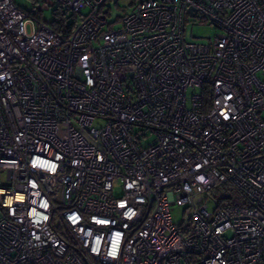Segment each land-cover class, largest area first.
Here are the masks:
<instances>
[{"label":"built area","instance_id":"built-area-1","mask_svg":"<svg viewBox=\"0 0 264 264\" xmlns=\"http://www.w3.org/2000/svg\"><path fill=\"white\" fill-rule=\"evenodd\" d=\"M108 1L0 0V264H264V0Z\"/></svg>","mask_w":264,"mask_h":264},{"label":"rangeland","instance_id":"rangeland-1","mask_svg":"<svg viewBox=\"0 0 264 264\" xmlns=\"http://www.w3.org/2000/svg\"><path fill=\"white\" fill-rule=\"evenodd\" d=\"M14 3L20 7L30 9L38 0H13ZM130 0H109L103 10H107L109 8L110 15L107 17L108 21L112 24L113 29H117L120 26V21L116 20L117 17H121L126 11L131 9V5H129ZM127 4V5H126ZM126 7V8H125ZM55 14L53 12V8H49L40 14L41 20L44 21H52L55 19ZM217 28L214 27L208 20H204L200 16H188V21L186 22L185 28V38L188 41L193 42H207L210 41L213 36L217 33ZM195 92H199L198 87H190L187 90V97H191V95ZM64 130H61V136H64ZM4 173H0V179L3 181ZM119 189L116 188L115 192H118ZM173 221L174 223H178L183 218L182 207L172 206L171 208Z\"/></svg>","mask_w":264,"mask_h":264},{"label":"trees","instance_id":"trees-1","mask_svg":"<svg viewBox=\"0 0 264 264\" xmlns=\"http://www.w3.org/2000/svg\"><path fill=\"white\" fill-rule=\"evenodd\" d=\"M57 27L59 28V26H57ZM57 27H56V28H57ZM67 32H68V31H67ZM67 32H65V31L63 32V31H62L63 35H66Z\"/></svg>","mask_w":264,"mask_h":264},{"label":"water","instance_id":"water-1","mask_svg":"<svg viewBox=\"0 0 264 264\" xmlns=\"http://www.w3.org/2000/svg\"><path fill=\"white\" fill-rule=\"evenodd\" d=\"M189 10H190V11H192V12H194V9H193V8H191V7L189 8Z\"/></svg>","mask_w":264,"mask_h":264}]
</instances>
